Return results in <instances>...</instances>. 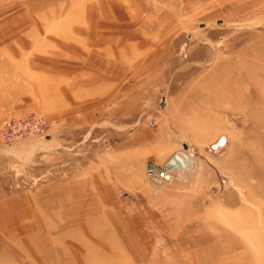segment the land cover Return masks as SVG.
Returning <instances> with one entry per match:
<instances>
[{
    "label": "rangeland",
    "instance_id": "obj_1",
    "mask_svg": "<svg viewBox=\"0 0 264 264\" xmlns=\"http://www.w3.org/2000/svg\"><path fill=\"white\" fill-rule=\"evenodd\" d=\"M92 1L0 0V125L46 121L0 143V264H264V0L178 3L154 78L79 100ZM147 151L187 161L156 185Z\"/></svg>",
    "mask_w": 264,
    "mask_h": 264
},
{
    "label": "crops",
    "instance_id": "obj_2",
    "mask_svg": "<svg viewBox=\"0 0 264 264\" xmlns=\"http://www.w3.org/2000/svg\"><path fill=\"white\" fill-rule=\"evenodd\" d=\"M178 3H184L186 11V6L194 7L196 0L92 1L83 12V30H77L75 34L78 36L76 52L81 57L74 76L78 81L72 82L75 83L76 99H97L122 80L139 78L141 85L154 78L164 62V53L172 54L181 47L177 35L181 30H192L188 11L189 19L184 20V24L180 23L184 11L168 12ZM140 17H144L143 21L135 24L134 20ZM163 48L167 50L163 51ZM148 140L144 136L140 138L142 144ZM173 151V146L165 147L163 161ZM142 153L147 164L155 163L151 160L154 159L153 152Z\"/></svg>",
    "mask_w": 264,
    "mask_h": 264
},
{
    "label": "built area",
    "instance_id": "obj_3",
    "mask_svg": "<svg viewBox=\"0 0 264 264\" xmlns=\"http://www.w3.org/2000/svg\"><path fill=\"white\" fill-rule=\"evenodd\" d=\"M45 127L46 121L42 118L26 117L4 121L0 125V143L11 144L16 140L24 139L31 135L42 134ZM176 156L174 155V157ZM174 170L177 169L174 167L167 168V163L163 167H160L153 162H149L145 175L150 182L160 185L172 181Z\"/></svg>",
    "mask_w": 264,
    "mask_h": 264
},
{
    "label": "bare ground",
    "instance_id": "obj_4",
    "mask_svg": "<svg viewBox=\"0 0 264 264\" xmlns=\"http://www.w3.org/2000/svg\"><path fill=\"white\" fill-rule=\"evenodd\" d=\"M176 156V155H175ZM187 161V157L185 155H177L176 157H172L167 163V168L174 167L177 170L183 169L185 166V162Z\"/></svg>",
    "mask_w": 264,
    "mask_h": 264
}]
</instances>
